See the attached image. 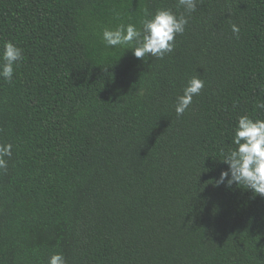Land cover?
I'll return each instance as SVG.
<instances>
[{"label": "trees", "instance_id": "16d2710c", "mask_svg": "<svg viewBox=\"0 0 264 264\" xmlns=\"http://www.w3.org/2000/svg\"><path fill=\"white\" fill-rule=\"evenodd\" d=\"M161 8L184 11L0 0V53L23 49L0 78V264H264V196L215 185L238 118L264 119V0H198L163 59L104 44ZM193 76L204 88L177 116Z\"/></svg>", "mask_w": 264, "mask_h": 264}, {"label": "clouds", "instance_id": "9594fccd", "mask_svg": "<svg viewBox=\"0 0 264 264\" xmlns=\"http://www.w3.org/2000/svg\"><path fill=\"white\" fill-rule=\"evenodd\" d=\"M198 0H178V7L183 12L178 16L171 9L161 8L154 14H146L141 20L142 27L128 23H119L115 28H104L102 40L108 47L132 46L133 54L138 59L152 56L163 59L166 54L173 52L175 39L185 32L190 15L196 10ZM119 19L120 13H116ZM232 32L239 37L240 28L231 26ZM23 59V49L11 41H6L0 53V78L11 82L14 66ZM204 80L199 76L191 77L179 95L175 104L177 116L188 110L194 96L204 88ZM264 109V101L256 105ZM231 143L236 147L227 152L222 151V161L229 168L221 172L215 185L225 184L231 187L236 184L244 189H250L254 194L264 196V119L241 115L234 129ZM12 155V145L0 143V170H7L8 161L5 157ZM48 264H67L62 253H54L48 259Z\"/></svg>", "mask_w": 264, "mask_h": 264}]
</instances>
